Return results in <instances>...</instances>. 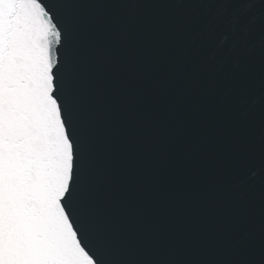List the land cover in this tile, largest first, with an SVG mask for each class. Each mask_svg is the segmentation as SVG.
Listing matches in <instances>:
<instances>
[{
  "label": "snow or ice",
  "instance_id": "snow-or-ice-1",
  "mask_svg": "<svg viewBox=\"0 0 264 264\" xmlns=\"http://www.w3.org/2000/svg\"><path fill=\"white\" fill-rule=\"evenodd\" d=\"M0 264H264V0H0Z\"/></svg>",
  "mask_w": 264,
  "mask_h": 264
},
{
  "label": "water",
  "instance_id": "water-1",
  "mask_svg": "<svg viewBox=\"0 0 264 264\" xmlns=\"http://www.w3.org/2000/svg\"><path fill=\"white\" fill-rule=\"evenodd\" d=\"M253 179L254 177L251 176L250 170L248 172H238L232 177V180L235 183H239L242 180H248L249 182H251V180Z\"/></svg>",
  "mask_w": 264,
  "mask_h": 264
}]
</instances>
